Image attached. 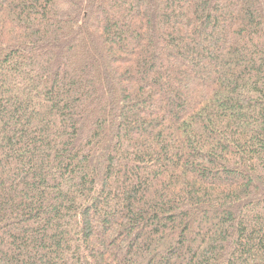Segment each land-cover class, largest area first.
<instances>
[{
    "label": "trees",
    "instance_id": "trees-1",
    "mask_svg": "<svg viewBox=\"0 0 264 264\" xmlns=\"http://www.w3.org/2000/svg\"><path fill=\"white\" fill-rule=\"evenodd\" d=\"M0 264H264V0H0Z\"/></svg>",
    "mask_w": 264,
    "mask_h": 264
}]
</instances>
